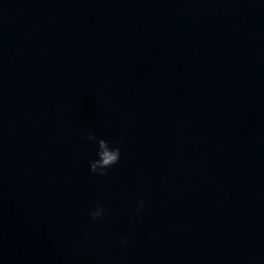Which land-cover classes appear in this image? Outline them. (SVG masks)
<instances>
[{
  "label": "clouds",
  "instance_id": "1",
  "mask_svg": "<svg viewBox=\"0 0 264 264\" xmlns=\"http://www.w3.org/2000/svg\"><path fill=\"white\" fill-rule=\"evenodd\" d=\"M86 139L97 145V158L89 161V169L92 173L105 176L107 175V170L113 165L119 163L121 158V149L118 146L110 144L106 139L97 138L92 132H89ZM144 209V201L140 200L137 202L136 213L139 215ZM106 213L101 203H97L94 209L89 210V216L92 221H97L102 218ZM128 237L124 236L121 238V243L126 244Z\"/></svg>",
  "mask_w": 264,
  "mask_h": 264
}]
</instances>
